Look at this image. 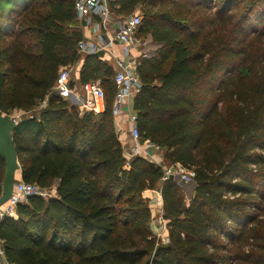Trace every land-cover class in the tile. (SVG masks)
<instances>
[{
    "label": "trees",
    "instance_id": "trees-1",
    "mask_svg": "<svg viewBox=\"0 0 264 264\" xmlns=\"http://www.w3.org/2000/svg\"><path fill=\"white\" fill-rule=\"evenodd\" d=\"M10 2L0 110L22 112L12 131L15 182L55 194L30 196L0 220L5 260L264 264V0H109L112 16L139 10L137 37L161 44L138 58L132 99L141 141L162 150L161 164L136 155L128 166L111 114L115 69L101 52L78 53L75 0ZM79 60V81L104 90L103 112L80 113L53 90L59 68ZM170 164L194 170L190 197L162 179ZM4 169L0 155V194ZM158 188L167 243L151 232L142 196Z\"/></svg>",
    "mask_w": 264,
    "mask_h": 264
},
{
    "label": "built area",
    "instance_id": "built-area-1",
    "mask_svg": "<svg viewBox=\"0 0 264 264\" xmlns=\"http://www.w3.org/2000/svg\"><path fill=\"white\" fill-rule=\"evenodd\" d=\"M75 18L86 25H93L94 31L101 29V34L92 38L80 39L77 43V51L81 56L93 55L96 53H108L115 63L113 81L116 85V91L111 106V114L115 119L116 131L123 137L128 138L124 141V151L126 163L136 155H141L161 164V158L152 155L154 144L148 140L141 141L140 132L137 127L136 113L130 109V102L136 93L140 90L141 82L137 75L138 59H129L130 51L135 46H143V42L137 37L138 26L141 21L140 14L135 12L127 19H123L113 35H109L108 29L112 21V14L109 7V0H75L74 2ZM94 19L97 22H93ZM122 46L121 55L114 51V44ZM147 50L142 49L140 57L147 55ZM139 58V57H138ZM54 92L63 99L73 101L80 113L91 111L94 113L103 112L106 109L105 93L98 81L79 82L74 76L73 65H65L59 68L56 82L53 86ZM45 101L38 105L37 109L44 107ZM18 111V110H17ZM21 111L16 115H10L16 122L20 119ZM31 117V115H30ZM126 118V119H124ZM121 120L127 121V127ZM195 172L193 169H187L179 164H170L164 167L163 180L175 179L184 183L193 181ZM55 194L53 188H42L36 184L19 180L14 183L11 195L0 207V220L6 216H15L18 203L25 202L30 196L50 197ZM0 264H10L3 255L0 246Z\"/></svg>",
    "mask_w": 264,
    "mask_h": 264
},
{
    "label": "crops",
    "instance_id": "crops-1",
    "mask_svg": "<svg viewBox=\"0 0 264 264\" xmlns=\"http://www.w3.org/2000/svg\"><path fill=\"white\" fill-rule=\"evenodd\" d=\"M8 1L5 2V0H0V18H2V16L4 15V13L6 15L8 13V11L10 10V7L9 8H5L4 7L5 4L6 5L12 4L10 2V0H8ZM136 12H137V10H136ZM134 13H135V11H134ZM123 19H124L123 17L112 16V21H111L110 25L108 26L109 27V29H108L109 30L108 31L109 35H113L114 34V32H115V30H116V28L118 26V23L121 22ZM93 22L95 23V22H97V20L94 19ZM77 23H78V25L80 27V32H81L82 39H84V38H92V37L97 36V35H99V34L102 33L101 32V29H97L96 31H94L93 25H95L96 23L93 24V25H86V24H84V22H80V21H78ZM142 49L143 48L141 46H135V47H133L131 49V51H130V56L127 57L128 58L127 60H129V59H138V57H140V54H141ZM121 50H122V46L120 44H118V43H115L114 44V51H115V53L118 56L121 55V53H122ZM102 59L104 61L108 62L109 64H111L115 68L114 60H113L112 57L109 56L108 53H103ZM81 66H82V61L81 60H79L78 62H76L75 64H73V67H74V76L77 78L78 81H79V71H80ZM130 109L131 110L133 109L132 100L130 102ZM124 119H126V118H124ZM118 122H122L123 125L125 127H127V121L126 120H121V121H118ZM154 153H157V152H154ZM156 156L159 157L160 155H157L156 154ZM142 196H144L149 201L150 211H153L152 212V217H151V223H149L150 224L149 226H150L151 232L154 235L157 234L159 237H160V235H162L163 237H166L167 236L166 235L167 232L166 231H163L162 227L160 226L161 225L160 224V222H161L160 217L162 215V200H161L160 194L155 189H152V190L151 189H146V190H144L142 192ZM154 212L157 213L158 218L157 217L154 218V216H153L154 215ZM163 227H164V224H163Z\"/></svg>",
    "mask_w": 264,
    "mask_h": 264
},
{
    "label": "water",
    "instance_id": "water-1",
    "mask_svg": "<svg viewBox=\"0 0 264 264\" xmlns=\"http://www.w3.org/2000/svg\"><path fill=\"white\" fill-rule=\"evenodd\" d=\"M17 122L8 114L0 110V155L4 159L5 169L2 179V190L0 194V206H2L11 195L15 179L19 174V163L17 160V154L14 142L12 140V131ZM183 187L190 186L188 196H191V190L195 186L194 181L190 183H184L179 181ZM145 264H151L150 260H147Z\"/></svg>",
    "mask_w": 264,
    "mask_h": 264
},
{
    "label": "rangeland",
    "instance_id": "rangeland-1",
    "mask_svg": "<svg viewBox=\"0 0 264 264\" xmlns=\"http://www.w3.org/2000/svg\"><path fill=\"white\" fill-rule=\"evenodd\" d=\"M5 8H9V7H11V4L10 5H6L5 4V6H4ZM136 12V11H135ZM137 13H139L140 14V11L139 10H137ZM129 16H131V14H129V15H127V16H125V17H123L124 19H127ZM1 20H0V23L1 24H3L4 22H6V17H5V13H4V15L2 16V18H0ZM142 42H143V46L141 45V47L143 48V49H146L147 50V55L146 56H153V55H155V53H156V50L160 47V45L161 44H158V43H155V42H153L152 41V39H151V37H150V35H147V36H145L143 39H140ZM18 111L17 110H14V111H10L8 114H10V115H16V113H17ZM124 138V141L125 142H128V138L126 137V136H124L123 137ZM151 152L153 153L152 155H160L159 157H157V158H161V155H162V150L158 147V146H156L155 144H154V147L152 148V150H151ZM154 152H157V153H154ZM19 176V175H18ZM177 182H179V181H177ZM54 186H51L50 188H53ZM188 188H190V186H188ZM152 190V189H151ZM156 191H158V193L160 194V196H161V191H160V189L158 188V189H155ZM144 197V196H143ZM145 198V197H144ZM146 199V198H145ZM186 200L187 201H189V197H187L186 198ZM148 203H149V201H148ZM263 204H264V200H263ZM152 212L153 211H150V217H152ZM264 213V212H263ZM154 218H158V215H157V213H155L154 212ZM263 216V215H262ZM160 219H161V222H160V226L162 227V229H163V231H166L167 232V236L166 237H163L162 235H160V237L157 235H154L156 238H158V239H160V241L162 242V243H167L168 242V228H167V226H166V222H165V220H164V218L162 217V215H161V217H160ZM158 221V220H157ZM163 221V222H162ZM149 223H151V219H150V221H149ZM163 224H164V227H163ZM150 225V224H149ZM162 232V231H161ZM165 236V235H164Z\"/></svg>",
    "mask_w": 264,
    "mask_h": 264
}]
</instances>
